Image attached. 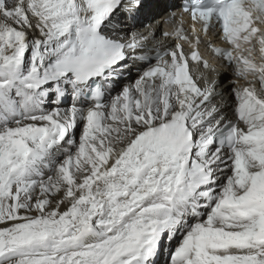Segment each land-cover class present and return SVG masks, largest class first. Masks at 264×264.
Here are the masks:
<instances>
[{"label": "snow or ice", "instance_id": "6c2138e0", "mask_svg": "<svg viewBox=\"0 0 264 264\" xmlns=\"http://www.w3.org/2000/svg\"><path fill=\"white\" fill-rule=\"evenodd\" d=\"M144 7L0 0V264H264V0Z\"/></svg>", "mask_w": 264, "mask_h": 264}, {"label": "bare ground", "instance_id": "6f19581e", "mask_svg": "<svg viewBox=\"0 0 264 264\" xmlns=\"http://www.w3.org/2000/svg\"><path fill=\"white\" fill-rule=\"evenodd\" d=\"M168 2L169 0H144L145 7L142 9L143 14L139 17V21L136 23L135 28H131V22H127L123 26L129 27L130 30H136V29L142 30L145 24H155L156 21L162 20L163 17L167 15L166 4ZM164 27L165 25L163 24L160 25L161 30H163ZM204 52H206V50ZM207 56L209 57L210 55L207 54ZM216 66L218 70L220 71V76L222 75L221 73L223 72L228 74L227 77L226 75L222 77V83L224 85H227L229 81L236 79V77L233 75V72L230 68L220 67L219 60L216 61ZM132 78L135 79V70H133Z\"/></svg>", "mask_w": 264, "mask_h": 264}]
</instances>
